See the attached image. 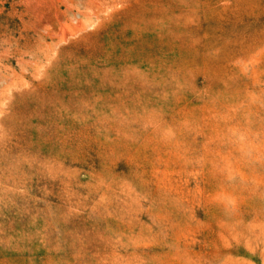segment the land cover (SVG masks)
Wrapping results in <instances>:
<instances>
[{
  "label": "rangeland",
  "instance_id": "374dc122",
  "mask_svg": "<svg viewBox=\"0 0 264 264\" xmlns=\"http://www.w3.org/2000/svg\"><path fill=\"white\" fill-rule=\"evenodd\" d=\"M0 264H264V0H0Z\"/></svg>",
  "mask_w": 264,
  "mask_h": 264
}]
</instances>
